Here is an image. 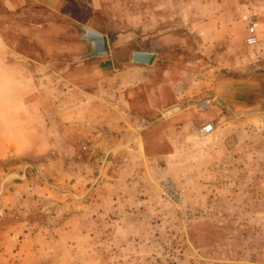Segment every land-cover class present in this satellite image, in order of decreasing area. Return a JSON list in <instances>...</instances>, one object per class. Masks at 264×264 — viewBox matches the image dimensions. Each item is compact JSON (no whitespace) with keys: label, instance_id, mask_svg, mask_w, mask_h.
I'll use <instances>...</instances> for the list:
<instances>
[{"label":"rangeland","instance_id":"1","mask_svg":"<svg viewBox=\"0 0 264 264\" xmlns=\"http://www.w3.org/2000/svg\"><path fill=\"white\" fill-rule=\"evenodd\" d=\"M92 4L106 56L0 41V264H264V0Z\"/></svg>","mask_w":264,"mask_h":264},{"label":"crops","instance_id":"2","mask_svg":"<svg viewBox=\"0 0 264 264\" xmlns=\"http://www.w3.org/2000/svg\"><path fill=\"white\" fill-rule=\"evenodd\" d=\"M94 1L95 0H0V41H2L3 44L6 43L4 46L11 50L14 46V40L23 38L27 41L35 42L39 49L47 53L49 52V55L56 54V50H58L57 43L62 42L63 36H66L70 41L69 44H72L73 40H78L80 28H89L102 33L90 27L91 13L89 11V6L94 7V4H92ZM51 19H54V21H51ZM262 25L264 29V23ZM262 25L260 26L258 23L256 27L259 29L262 28ZM260 38L263 39L264 37ZM74 44H77V42ZM72 45L70 46L71 48ZM138 51L152 52L154 58H156V53L148 48H140ZM13 62L14 60L8 59L6 64H13ZM93 63H95L94 60H85V62L81 63L82 66L78 64L75 67L78 68L77 71H79L80 68L82 71H86L87 79L92 81H95V79L100 80L101 78H112L110 75L102 76L101 78L99 75H96V66ZM147 66L148 65L140 64L136 69H138V71H145V67ZM75 67L70 69L68 74L74 75L71 79L75 80L78 84L81 77L79 78V76H76ZM107 67L110 70V64H107ZM108 81L109 80H107V82ZM154 91L155 90H152L151 92L153 96L155 95ZM54 93L55 96L58 97L59 94L57 92ZM120 95L125 97L123 91ZM120 95L117 97L119 98ZM124 101L126 102L127 99ZM226 102L233 108H238L243 103L239 94L236 93L226 98ZM127 103L128 101L126 104ZM118 109L124 113L126 108L122 105L118 107Z\"/></svg>","mask_w":264,"mask_h":264},{"label":"water","instance_id":"3","mask_svg":"<svg viewBox=\"0 0 264 264\" xmlns=\"http://www.w3.org/2000/svg\"><path fill=\"white\" fill-rule=\"evenodd\" d=\"M82 38L91 44L87 57L106 56L109 54L107 38L104 34L86 28L82 33ZM153 58L154 54L152 52L134 51L131 53L130 60L134 63L150 65Z\"/></svg>","mask_w":264,"mask_h":264},{"label":"built area","instance_id":"4","mask_svg":"<svg viewBox=\"0 0 264 264\" xmlns=\"http://www.w3.org/2000/svg\"><path fill=\"white\" fill-rule=\"evenodd\" d=\"M258 42L256 36H255V32H254V24L252 21L251 16H247L245 18V37H244V45L246 46H254L256 45ZM210 105V101L209 100H204L202 101L198 108L201 109H206L208 108V106ZM212 124L210 122H205L203 123V125L200 128L201 133H209L210 131H212Z\"/></svg>","mask_w":264,"mask_h":264}]
</instances>
